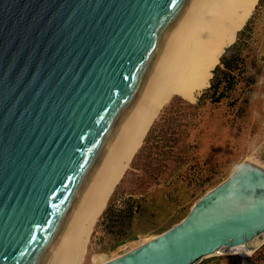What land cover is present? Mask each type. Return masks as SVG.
I'll use <instances>...</instances> for the list:
<instances>
[{"label":"water","instance_id":"obj_1","mask_svg":"<svg viewBox=\"0 0 264 264\" xmlns=\"http://www.w3.org/2000/svg\"><path fill=\"white\" fill-rule=\"evenodd\" d=\"M184 2L0 0V264L44 263ZM262 234L264 170L245 161L105 264L209 263Z\"/></svg>","mask_w":264,"mask_h":264},{"label":"bare ground","instance_id":"obj_2","mask_svg":"<svg viewBox=\"0 0 264 264\" xmlns=\"http://www.w3.org/2000/svg\"><path fill=\"white\" fill-rule=\"evenodd\" d=\"M258 0H185L142 76L115 138L43 264H79L92 229L155 118L175 97L195 102ZM252 164L262 168L255 162ZM252 243H264V234Z\"/></svg>","mask_w":264,"mask_h":264},{"label":"trees","instance_id":"obj_3","mask_svg":"<svg viewBox=\"0 0 264 264\" xmlns=\"http://www.w3.org/2000/svg\"><path fill=\"white\" fill-rule=\"evenodd\" d=\"M249 32L250 23L238 33L236 43L221 56L220 64L213 72L210 87L204 91L197 104H190L180 97L174 98L151 127L133 160L131 171L127 174L131 177L132 185L125 192L129 197L118 201L120 206H117V199L111 200L99 217L91 240L93 250L111 253L128 242L137 240L141 234L153 231L154 228L148 226L155 218L150 196L157 192H168L164 199L168 207L183 198L186 182L182 178L188 172L185 168L189 162L195 159L192 150L197 149L195 141L190 140L193 132L183 130V121L186 118L184 110H199L209 105L226 103L236 111L238 117H245V114L247 116L250 97L260 77L259 68L250 62L253 44L252 36H247ZM210 183L206 174H200L193 180V185L201 191L212 185ZM161 185H166L167 188L157 189ZM172 227L160 230V235ZM99 233L102 236L98 237ZM261 257L263 260L260 259L258 264L264 263V247L256 258Z\"/></svg>","mask_w":264,"mask_h":264},{"label":"rangeland","instance_id":"obj_4","mask_svg":"<svg viewBox=\"0 0 264 264\" xmlns=\"http://www.w3.org/2000/svg\"><path fill=\"white\" fill-rule=\"evenodd\" d=\"M249 23L251 32H249L247 36H252L253 44L250 62L251 64H255L261 73L264 67V57L262 56L264 51V0H258L253 12L241 31H243ZM237 39L238 36L235 41H237ZM203 93L200 94L195 102L184 100L195 105L198 103ZM173 100L174 98L163 107L155 118L152 126L158 121ZM247 111H249V108ZM184 114H186V118L183 121V130L188 129L193 132L190 140L192 142L195 141L197 149L192 150L195 159L189 162L185 168L188 172L185 173L184 178H182L183 182H186L184 183L186 188L183 191V198L181 200L178 199V202L175 201L172 206L168 207L169 205L164 200L167 198L168 192H157L150 196L149 201L152 202L151 206L153 207L155 218L151 220L148 226H152L154 230L146 234H141L137 240L128 242L111 253H100L91 248V240L96 231L99 222L98 219H100L98 218L89 237L85 254L79 264H105L131 252L159 236L160 230L177 225L189 215L194 205L202 197L229 179L243 162H255L264 166V159L256 158L258 156L252 150L254 145H258L257 133L259 131V125L251 121L248 112L247 116L245 114V117H238L236 111H233V109L225 103L221 105H209L199 110L186 109L184 110ZM143 144L144 141L141 147ZM133 160L112 193L106 209L111 200L117 199V206H120L118 201H121L122 198L129 197L125 195V192L132 187L130 184L131 177L127 176V174L131 171ZM200 174H206L207 178H210L212 183V185H209L204 191L197 189V187L193 185L194 178ZM165 188H167L166 185H161L157 189L160 190ZM99 236H102V234L99 233L98 237ZM260 259H262V257L259 259L255 258L251 263L258 264V262L260 263ZM262 262L263 261H261V263ZM208 264H239V260L234 257L214 258Z\"/></svg>","mask_w":264,"mask_h":264},{"label":"crops","instance_id":"obj_5","mask_svg":"<svg viewBox=\"0 0 264 264\" xmlns=\"http://www.w3.org/2000/svg\"><path fill=\"white\" fill-rule=\"evenodd\" d=\"M262 56L264 57V51ZM248 114L251 121L259 125L258 145H254L252 150L257 154L256 158L264 159V67L250 97ZM204 264L208 263L204 262Z\"/></svg>","mask_w":264,"mask_h":264},{"label":"built area","instance_id":"obj_6","mask_svg":"<svg viewBox=\"0 0 264 264\" xmlns=\"http://www.w3.org/2000/svg\"><path fill=\"white\" fill-rule=\"evenodd\" d=\"M264 243H245L243 245L233 247V248H224L219 250L214 257L215 258H230L234 257L239 260V264H252L255 258L262 252ZM206 260H202L197 264H204ZM264 264V263H262Z\"/></svg>","mask_w":264,"mask_h":264}]
</instances>
